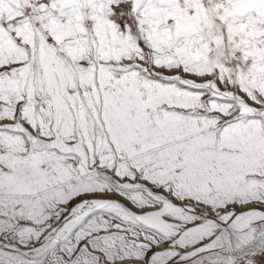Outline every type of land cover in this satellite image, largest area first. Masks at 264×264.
Wrapping results in <instances>:
<instances>
[{"label":"snow or ice","instance_id":"snow-or-ice-1","mask_svg":"<svg viewBox=\"0 0 264 264\" xmlns=\"http://www.w3.org/2000/svg\"><path fill=\"white\" fill-rule=\"evenodd\" d=\"M0 264H264V0H0Z\"/></svg>","mask_w":264,"mask_h":264}]
</instances>
